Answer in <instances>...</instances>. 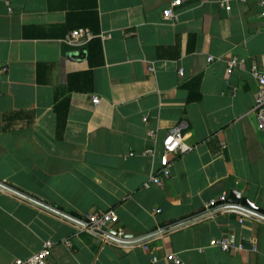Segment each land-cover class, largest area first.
Segmentation results:
<instances>
[{
  "label": "crops",
  "instance_id": "1",
  "mask_svg": "<svg viewBox=\"0 0 264 264\" xmlns=\"http://www.w3.org/2000/svg\"><path fill=\"white\" fill-rule=\"evenodd\" d=\"M262 1L0 0V264L48 240L52 264H264L263 221L197 218L232 190L264 210ZM78 28L111 37L67 42ZM180 125L192 149L145 187ZM110 209L143 241L107 243L70 221ZM223 237L244 249L212 245Z\"/></svg>",
  "mask_w": 264,
  "mask_h": 264
},
{
  "label": "built area",
  "instance_id": "2",
  "mask_svg": "<svg viewBox=\"0 0 264 264\" xmlns=\"http://www.w3.org/2000/svg\"><path fill=\"white\" fill-rule=\"evenodd\" d=\"M178 4H180V1L174 2L172 7L165 9L164 17L167 19L174 18L176 14L173 7ZM221 4L226 8H230L229 0H222ZM262 5L264 6V1H262ZM97 36L108 39L111 37V34L103 33L101 35H96L88 28H78L72 30L69 33V35L66 37V41L73 44H85ZM210 60H212V58H210ZM242 62V59L234 57L231 60L230 65L231 67H236ZM253 75L259 84V90L256 95L253 110L257 116V128L264 135V69H258L257 66H254ZM93 101L95 104H98L100 99L99 97L95 96L93 97ZM191 149L192 147L185 142V135L182 132V125L171 129L162 142V151L160 152V167L152 171L149 181L145 183V187H150L152 184L162 186L171 176L172 157L178 153H186ZM145 154L154 157L157 155V150L151 148L148 149ZM225 209L239 211L242 214L258 218L264 222V214H255L247 210L245 211L241 204H235L232 202L229 199V195L227 193L222 195L219 200L213 199L207 203L205 212L199 217L209 216L217 211ZM70 221L77 227L79 231H84L100 237L104 242L107 243L132 245L143 241V239H137L133 236H128L129 234L121 226L119 216L114 209L107 211H96L89 213L84 217L71 218ZM65 243L69 245L70 241H65ZM212 245L220 247L225 251H230L232 249H244L243 244L233 243L227 237L213 241ZM53 246L54 242L48 240L44 243L42 249L39 252L27 259H17L14 264H52L50 259ZM166 258L169 262L174 264H185L184 261L175 253L168 254ZM157 260V257H153V262H156Z\"/></svg>",
  "mask_w": 264,
  "mask_h": 264
},
{
  "label": "water",
  "instance_id": "3",
  "mask_svg": "<svg viewBox=\"0 0 264 264\" xmlns=\"http://www.w3.org/2000/svg\"><path fill=\"white\" fill-rule=\"evenodd\" d=\"M0 186L1 187H5L6 188V186L5 185H3V184H0ZM14 192H16V193H19V192H17V191H14ZM22 194V193H21ZM22 196L23 197H25V198H27V199H32V198H30V197H28V196H26V195H24V194H22ZM33 200V199H32ZM230 200L231 201H239V200H241L242 201V206H243V208L245 209V210H248V211H250V212H253V213H255V214H261V213H264V210L263 209H261L260 207H258L255 203H253L252 201H250L249 199H247V198H242V195H241V193L239 192V191H237V190H232L231 191V194H230ZM248 208V209H247ZM259 212V213H258ZM197 218H200V217H197ZM193 220V219H192ZM188 222V221H187ZM180 225H182V223H180V224H177V225H174L172 228H174V227H177V226H180ZM129 237H131L132 235H128Z\"/></svg>",
  "mask_w": 264,
  "mask_h": 264
}]
</instances>
